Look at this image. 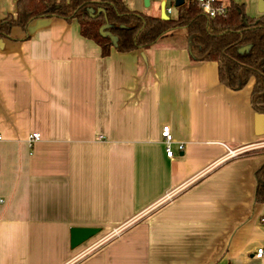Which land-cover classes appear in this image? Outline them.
<instances>
[{
    "label": "crops",
    "instance_id": "crops-1",
    "mask_svg": "<svg viewBox=\"0 0 264 264\" xmlns=\"http://www.w3.org/2000/svg\"><path fill=\"white\" fill-rule=\"evenodd\" d=\"M14 1L0 0V16ZM187 40L175 28L101 56L57 16L0 37V264H264L253 202L264 149L220 162L259 136L253 77L225 86ZM72 226L100 230L71 248Z\"/></svg>",
    "mask_w": 264,
    "mask_h": 264
},
{
    "label": "trees",
    "instance_id": "trees-1",
    "mask_svg": "<svg viewBox=\"0 0 264 264\" xmlns=\"http://www.w3.org/2000/svg\"><path fill=\"white\" fill-rule=\"evenodd\" d=\"M49 16L75 18L79 33L98 45L101 56L112 48L148 47L161 34L182 27L190 60L216 61L220 83L238 89L253 77L252 106L264 114V12L249 15L243 3L228 0L222 13L207 17L188 0L173 16L161 18L129 9L122 0H15L14 13L0 16V37L8 36L12 26L24 28L33 18ZM253 180V202L263 204L264 215V161L254 168Z\"/></svg>",
    "mask_w": 264,
    "mask_h": 264
},
{
    "label": "built area",
    "instance_id": "built-area-1",
    "mask_svg": "<svg viewBox=\"0 0 264 264\" xmlns=\"http://www.w3.org/2000/svg\"><path fill=\"white\" fill-rule=\"evenodd\" d=\"M55 1H59V0H55ZM186 1L188 0H182V3ZM194 1L202 13H204L207 17H211L213 15L222 13L225 10V6L228 0H194ZM174 2L175 0H158V15L160 16V14H164L166 17H169L170 14L177 7L174 4ZM160 135L165 145V153L168 156L173 155V151L170 148L172 136H171L169 126L167 124H164L161 126ZM0 138H1V134H0ZM38 138H39V133L32 131L28 134L27 141L30 145L34 140H37ZM177 147L178 149H181L182 143H178ZM252 149H264V128H263L262 134H260L252 142L239 146L234 149H227L226 154L220 159V162L223 160H226L227 158L237 156L243 152H246ZM261 221L264 222V215L261 216ZM98 245L99 243L97 241L90 244L87 249L88 252L92 251ZM254 256L257 258L264 257V247L263 246L257 247L254 251Z\"/></svg>",
    "mask_w": 264,
    "mask_h": 264
},
{
    "label": "water",
    "instance_id": "water-1",
    "mask_svg": "<svg viewBox=\"0 0 264 264\" xmlns=\"http://www.w3.org/2000/svg\"><path fill=\"white\" fill-rule=\"evenodd\" d=\"M148 0H143L144 5H148ZM182 3V0H175L174 4L179 6ZM257 9L259 12H264V0H257ZM161 18H166L164 14H160ZM115 42V37L111 36ZM254 120V134L260 135L263 132L264 128V114L261 112L255 111L253 114ZM99 227L97 226H72L69 228V246L74 248L90 237L94 236L98 231Z\"/></svg>",
    "mask_w": 264,
    "mask_h": 264
},
{
    "label": "rangeland",
    "instance_id": "rangeland-1",
    "mask_svg": "<svg viewBox=\"0 0 264 264\" xmlns=\"http://www.w3.org/2000/svg\"><path fill=\"white\" fill-rule=\"evenodd\" d=\"M123 3L129 8V9H137L138 6H140L145 12L147 13H158V0H148L149 4L144 5L143 0H122ZM238 3H243L244 10L249 15H256L259 11L257 9V0H234ZM3 13V10L0 9V15ZM175 13V10L170 14V16H173ZM264 153V152H263ZM89 238L90 240L94 239ZM87 241V240H86ZM85 243V241L83 242Z\"/></svg>",
    "mask_w": 264,
    "mask_h": 264
}]
</instances>
